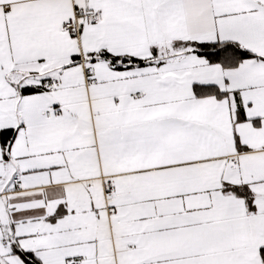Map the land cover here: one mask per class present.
I'll return each mask as SVG.
<instances>
[{"label": "snow or ice", "instance_id": "6c2138e0", "mask_svg": "<svg viewBox=\"0 0 264 264\" xmlns=\"http://www.w3.org/2000/svg\"><path fill=\"white\" fill-rule=\"evenodd\" d=\"M0 264H264V0H0Z\"/></svg>", "mask_w": 264, "mask_h": 264}]
</instances>
